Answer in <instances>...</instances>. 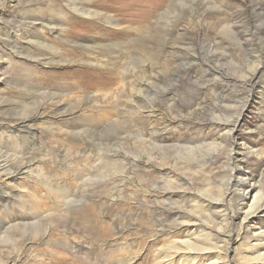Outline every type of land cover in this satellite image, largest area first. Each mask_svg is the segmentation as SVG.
<instances>
[{
    "label": "rangeland",
    "instance_id": "374dc122",
    "mask_svg": "<svg viewBox=\"0 0 264 264\" xmlns=\"http://www.w3.org/2000/svg\"><path fill=\"white\" fill-rule=\"evenodd\" d=\"M260 44L264 0H0V264H264Z\"/></svg>",
    "mask_w": 264,
    "mask_h": 264
},
{
    "label": "bare ground",
    "instance_id": "6f19581e",
    "mask_svg": "<svg viewBox=\"0 0 264 264\" xmlns=\"http://www.w3.org/2000/svg\"><path fill=\"white\" fill-rule=\"evenodd\" d=\"M67 1V0H66ZM80 3V2H79ZM69 4V3H68ZM68 6H70V5H68ZM263 6V5H262ZM79 7V6H78ZM74 8V7H73ZM88 5H85V6H82L80 9H82V11H83V13H85V14H87V12H88ZM79 9V10H80ZM245 9H249V8H245ZM233 17H234V19H236V17H237V15H232ZM29 19H31V18H29ZM32 20H38V19H36V18H33ZM234 21V20H233ZM41 22V21H40ZM18 27H22V26H28V25H24V23L23 24H21V25H17ZM232 27L230 28L231 30H233L234 31V33L235 34H237L238 36H240V37H242V33L244 34L245 32H248V30H245V28H244V31H242L241 29V27H246V26H250V25H231ZM239 28H241V29H239ZM21 35H22V37L23 38H25V39H28V40H30V37H32L33 35H31L29 32H26V31H24V32H22L21 33ZM181 43V42H180ZM44 43H43V41H42V44L41 45H43ZM178 45V44H177ZM1 52V51H0ZM1 54H3V55H1ZM17 54H20V52H17ZM197 52L196 53H191V54H188V53H182V56H181V59L183 60V61H185V62H187V63H192V62H196V60H198V57H200L199 56V54H198V56H197ZM0 55L1 56H8V55H11V51H7V52H4V51H2L1 53H0ZM180 59V60H181ZM249 64L251 63L252 64V66L253 67H251L248 71H242L243 73L241 74V76H242V78L243 79H245L246 80V82H250V81H253L254 79H255V77L257 76V74H259L260 73V71H262V68H259V67H257V66H264V44H260V45H257L253 50H252V54L250 55V58H249ZM186 75L187 76H189V72L187 71L186 72ZM216 76H218V75H216ZM240 76V75H239ZM149 78V77H148ZM188 78V77H187ZM190 78V77H189ZM147 80V79H146ZM163 78L162 79H159V80H157L156 78L155 79H151V81L149 80L147 83H145V84H141L140 86H139V88H138V90H139V92H142V91H144L145 89L147 90L148 88L149 89H153V86L155 85V83H162L163 82ZM166 80V79H165ZM244 82V81H243ZM159 85V84H158ZM156 88V87H155ZM212 90H215L217 87L215 86V84L214 85H212L211 87H210ZM196 90H198L197 88H196ZM167 91H169V90H167ZM140 94V93H139ZM163 94V93H162ZM237 95L238 94H235V95H232L231 96V98H235V97H237ZM160 97V96H159ZM199 102V101H198ZM196 103H187V105L185 106V109H188L189 108V110H190V108H191V106H193V105H195ZM151 107V109L153 108V105H151L150 106ZM199 107V106H198ZM221 107V106H220ZM179 109H180V107H178ZM173 110H175L176 111V108L175 109H173ZM188 110V111H189ZM152 111V110H151ZM225 111H227V112H229L228 111V107H225ZM153 112H154V110H153ZM152 112V113H153ZM221 112V111H220ZM224 112V111H223ZM187 113V112H186ZM180 114V113H179ZM196 115V114H195ZM225 115V114H224ZM178 116V115H177ZM204 117V116H203ZM232 117V116H231ZM35 118L34 117H31V118H29L28 120H34ZM196 119V118H195ZM198 119V118H197ZM217 119V118H216ZM232 119V118H231ZM230 119V120H231ZM220 120V119H219ZM227 120V119H226ZM218 121V120H217ZM216 121V122H217ZM231 124L229 123V121L227 120V121H224V122H222V121H220V122H217L216 123V125H215V127H217V128H228V126H229V124L231 125V129H230V132L232 133L236 128H237V124H238V119L237 118H235L234 117V119H232L231 121ZM1 128V127H0ZM151 132V131H150ZM152 133V132H151ZM153 133H154V131H153ZM158 139L159 138H156V137H153V136H151V141H153V142H156V141H158ZM223 173V172H222ZM228 179H230V176H229V178ZM238 184V183H237ZM236 183L235 184H233V183H229V184H227V186H229V187H227L226 188V190L228 191V190H230V187L232 186H234V187H236V186H238ZM247 187L248 188H252V184L251 183H247ZM188 244V243H187ZM259 259H263V256H261V257H259Z\"/></svg>",
    "mask_w": 264,
    "mask_h": 264
}]
</instances>
